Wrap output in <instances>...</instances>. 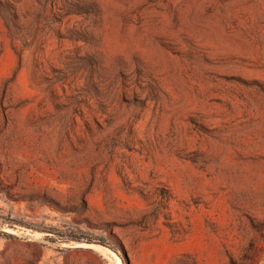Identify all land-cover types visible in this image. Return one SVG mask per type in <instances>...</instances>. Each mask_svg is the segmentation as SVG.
<instances>
[{"label":"rangeland","instance_id":"374dc122","mask_svg":"<svg viewBox=\"0 0 264 264\" xmlns=\"http://www.w3.org/2000/svg\"><path fill=\"white\" fill-rule=\"evenodd\" d=\"M0 264H264V0H0Z\"/></svg>","mask_w":264,"mask_h":264},{"label":"bare ground","instance_id":"6f19581e","mask_svg":"<svg viewBox=\"0 0 264 264\" xmlns=\"http://www.w3.org/2000/svg\"><path fill=\"white\" fill-rule=\"evenodd\" d=\"M90 247L97 249V247H96V246H94V245H90ZM107 252H108V251H107Z\"/></svg>","mask_w":264,"mask_h":264},{"label":"trees","instance_id":"16d2710c","mask_svg":"<svg viewBox=\"0 0 264 264\" xmlns=\"http://www.w3.org/2000/svg\"><path fill=\"white\" fill-rule=\"evenodd\" d=\"M77 240V239H76Z\"/></svg>","mask_w":264,"mask_h":264}]
</instances>
